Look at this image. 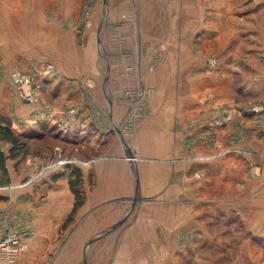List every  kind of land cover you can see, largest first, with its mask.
Listing matches in <instances>:
<instances>
[{
	"label": "rangeland",
	"instance_id": "1",
	"mask_svg": "<svg viewBox=\"0 0 264 264\" xmlns=\"http://www.w3.org/2000/svg\"><path fill=\"white\" fill-rule=\"evenodd\" d=\"M21 68L42 79L46 117L58 97L47 92L45 78L58 85L74 76L114 80L127 105L112 136L144 152L152 145L138 142L169 135L168 118L179 110L177 133L184 143L173 155L171 175L157 176L163 189L149 194L141 192L137 176L129 208L119 218L121 235L138 236L127 224L142 207L147 228L152 226L171 196L178 222L163 241L162 264H264V80L258 73L264 74V0H0V123L7 119L26 142L11 157V144L0 140L8 165L6 173L0 169L2 201L46 170L75 176L79 169L74 155H65L71 142L62 134L72 132L55 121L42 135L29 133L40 121L27 126L35 113L23 109L9 78ZM156 88L163 92L158 106ZM132 147L126 159L137 156ZM141 163L150 160L141 157ZM62 236L45 247L78 252L79 244ZM125 237L93 242L85 262L83 255L62 259L103 264L113 245L108 264H146L150 257L136 253L147 242ZM37 247L43 251L42 244ZM50 258L40 253L35 263Z\"/></svg>",
	"mask_w": 264,
	"mask_h": 264
},
{
	"label": "crops",
	"instance_id": "2",
	"mask_svg": "<svg viewBox=\"0 0 264 264\" xmlns=\"http://www.w3.org/2000/svg\"><path fill=\"white\" fill-rule=\"evenodd\" d=\"M258 73L263 81L264 74H261L259 70ZM51 80L50 77L45 78V82L49 81L50 84V89L47 92L58 97L55 102L56 106L51 108L53 116L51 114L46 117L42 114L45 106L49 108L44 103L46 95L43 88L41 97L37 100L24 101L18 97L24 102L23 109H27L28 115L35 113L33 114L34 118L30 119L32 122H29L27 126H31L37 121H43L51 126L57 120L66 119L70 108H78V113L71 120L72 133L62 135L71 142V151L67 152L69 154L65 152V155H74L76 162H79V169H76L74 175L77 173L80 175L78 188L83 201L73 212L74 220L68 221L76 196L69 183L70 178L74 176H71L69 171L64 172L63 170H46L44 173L42 172L40 180L35 179L36 182L32 186L25 188L27 190L18 189L6 201L0 200L5 204L1 206L0 203V226L7 222L19 224L26 221L33 230L28 238V248L22 251L12 264H36L35 258L40 253L51 257L47 264H66L62 258H73L80 255H83L85 262L88 246L91 244L93 246L95 244L93 242L98 240L113 242L122 240L123 236H126L125 240L147 242L145 248H141L136 253V256L150 257L146 264L158 262L162 264L161 257L166 254L163 241L168 239L172 227L178 222V211L174 205V199L171 196L165 197L163 204L165 206L158 207L154 223L148 228L147 221L143 219L147 216L143 207L141 211L139 210L137 218L133 216L128 221L129 227L134 230L137 228L138 236L135 234L133 236L121 235L119 227L123 223L119 218L126 214L129 208L138 175L141 192L144 194L157 191V189L161 191L163 189L161 179V185L157 184L154 179H157V176L161 178L171 175L174 167L173 155L179 153V145L184 143L177 133V127H179L177 122L180 120L179 110L175 114L171 111L170 118H168V121L171 122L169 135L150 136L148 140L138 142L152 145L149 152H144L142 148L132 147L131 141H128L126 145L120 138L115 140L112 136L114 127L120 122L122 123L120 115L125 111L124 108L127 105L125 100L120 99L121 93L116 94L118 89L115 90L117 86L113 82L114 80L109 79L108 82L105 81L106 79L100 82L98 80V83L96 80L87 79L86 81L79 76H74L63 77L59 85ZM124 85L125 82L121 81L119 88ZM162 96V90L156 88L154 98L157 106L162 103ZM37 113L39 114L37 115ZM120 127L122 128V126ZM72 135L73 139H69L68 137ZM131 147L134 152H137V156L126 159L124 154H130ZM64 149L66 151V147L62 148L63 151ZM141 157L149 159L150 163H141ZM6 166L8 167L7 162ZM24 198L27 202H19ZM59 232L61 235L63 234L62 239L79 244L78 252L67 249L55 250L51 244L48 248L45 247L46 241L57 239L60 235ZM36 241L39 242L36 243ZM40 244H42L43 251H39L40 248L37 247ZM112 247L113 245L106 250L108 260L103 258V264H106V261L108 264L109 257L114 254V247ZM65 248H67V243ZM97 251L98 249L94 253ZM57 252L58 254H56Z\"/></svg>",
	"mask_w": 264,
	"mask_h": 264
},
{
	"label": "built area",
	"instance_id": "3",
	"mask_svg": "<svg viewBox=\"0 0 264 264\" xmlns=\"http://www.w3.org/2000/svg\"><path fill=\"white\" fill-rule=\"evenodd\" d=\"M10 86L12 90L24 101H34L40 98L42 79L35 72L16 69L11 73ZM78 108L72 107L68 110L66 119L56 121L64 133L72 132V121ZM35 163V162H34ZM47 168L42 166L36 176ZM32 226L28 222L19 224L4 223L0 226V264H12L20 253L28 248V238L32 234Z\"/></svg>",
	"mask_w": 264,
	"mask_h": 264
},
{
	"label": "trees",
	"instance_id": "4",
	"mask_svg": "<svg viewBox=\"0 0 264 264\" xmlns=\"http://www.w3.org/2000/svg\"><path fill=\"white\" fill-rule=\"evenodd\" d=\"M1 120H2V122L0 123V140L9 142L11 144L10 156L15 157V156H17V154H15V152L16 153L22 152L26 142H24L21 139L20 134L18 135L10 129V124H9V121L7 119L5 120V118H1ZM38 126L39 127L36 130H34V132L30 131L29 133L31 135L36 136V135H42L44 132L51 130V127L47 123L40 122ZM63 138L65 139V137H63ZM67 141H69V140L67 139ZM6 159H7V156L4 153V151L1 149V145H0V169L4 173H6V171H7ZM75 171H76V169L73 172L75 173ZM79 182H80L79 173H77L73 178H70V180H69L71 189L75 193L76 200L74 202V207L72 209V212L70 213V216L68 217V221L70 220L72 213L76 210V208L83 201L80 190L78 188Z\"/></svg>",
	"mask_w": 264,
	"mask_h": 264
},
{
	"label": "bare ground",
	"instance_id": "5",
	"mask_svg": "<svg viewBox=\"0 0 264 264\" xmlns=\"http://www.w3.org/2000/svg\"><path fill=\"white\" fill-rule=\"evenodd\" d=\"M135 102V101H134ZM122 129V128H121ZM187 130V129H186Z\"/></svg>",
	"mask_w": 264,
	"mask_h": 264
},
{
	"label": "water",
	"instance_id": "6",
	"mask_svg": "<svg viewBox=\"0 0 264 264\" xmlns=\"http://www.w3.org/2000/svg\"><path fill=\"white\" fill-rule=\"evenodd\" d=\"M120 221H121V220H120ZM120 221H119V222H120Z\"/></svg>",
	"mask_w": 264,
	"mask_h": 264
}]
</instances>
